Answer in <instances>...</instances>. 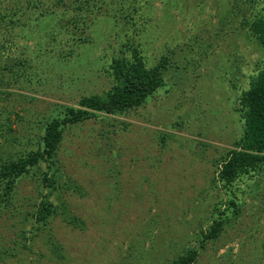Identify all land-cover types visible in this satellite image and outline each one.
Instances as JSON below:
<instances>
[{"label": "rangeland", "instance_id": "rangeland-1", "mask_svg": "<svg viewBox=\"0 0 264 264\" xmlns=\"http://www.w3.org/2000/svg\"><path fill=\"white\" fill-rule=\"evenodd\" d=\"M106 1H97L102 13L82 32L92 34V42L67 60L40 54L43 84L13 86L9 97L0 93V123L10 117V135L20 141L0 135V156L35 149L60 105L107 91L112 81L104 68L128 38L143 44L151 64L161 50L176 49L179 68L168 71L170 86L146 105L67 129L57 160L78 187L51 193L58 214L35 236L25 214L37 208L41 177L20 180L11 204L0 207V264H169L200 248L201 229L232 196L214 177L242 134L235 108L260 68L258 42L240 25L230 0H125L139 9L134 26H115L103 12L115 13L121 0ZM54 20L48 18L47 29ZM43 30L38 39L28 40L25 32L18 40L41 53L50 33ZM63 48L69 47L62 43L55 51ZM233 190L239 214L195 264H264V164ZM67 213L80 218L82 227L68 223ZM24 231L33 238L25 239ZM50 239L60 245V258ZM7 249L15 255L5 254Z\"/></svg>", "mask_w": 264, "mask_h": 264}, {"label": "trees", "instance_id": "trees-1", "mask_svg": "<svg viewBox=\"0 0 264 264\" xmlns=\"http://www.w3.org/2000/svg\"><path fill=\"white\" fill-rule=\"evenodd\" d=\"M97 1L99 0H0V93L9 97L12 93L8 89L13 86L23 88L34 83L43 84L47 77L46 64L41 63L39 56L46 57L53 53L54 57L57 53V58L67 60L75 56L74 52L81 49L83 44L92 42V34L84 37L82 32L99 19L98 13H102L103 8ZM230 1L232 13L239 17L240 25L262 49L260 68L252 74L249 87L242 91L235 108L242 124V134L235 141L234 148L217 163L218 172L214 177V181L226 192H231L232 196L226 204L217 208L211 224L201 229L200 248L187 250L169 264H195L198 261L207 243L218 239L226 225L239 214L238 196L233 190L235 184L245 176H253L264 164V0ZM126 3L121 0L115 13L111 14L106 10L103 14L115 26L120 21L124 25L134 26L139 19L135 20L134 15L139 14V9ZM32 16L35 17L34 21ZM53 17L54 25L47 29V20ZM40 28L50 32L45 34L47 47L38 45L41 53L18 40L20 36L28 35L25 32L29 33L28 40L32 37L38 39ZM72 34L79 36L71 39ZM38 42L41 44L40 39ZM62 43L69 48L56 52V45ZM178 63L176 49L161 50L151 64L140 41L134 37L123 41L104 68L105 74L112 81L107 91L101 94H84L77 104L60 105L42 127V133L35 141V149L15 152L8 157L0 156V207L11 204L15 189L22 178L39 173L43 188L41 198L37 202L36 210L25 214V221L32 222L33 236L38 234L58 214V206L50 200L51 193L60 192L64 188L77 190L78 187L69 182V177L61 172L57 160L67 129L101 116L123 115L146 105L161 90L168 89L170 83L167 73L172 67L179 68ZM10 122V117L3 119L0 123V135L7 141L20 143L17 137L10 135ZM4 127H8L9 133L1 131ZM44 189L47 190L46 193L43 192ZM66 215L68 223L82 227L80 218L71 213ZM27 233L24 231L23 237L31 240L33 236ZM50 241L53 253L60 258V245L53 239ZM14 251L7 249L5 254L12 256L16 253Z\"/></svg>", "mask_w": 264, "mask_h": 264}]
</instances>
